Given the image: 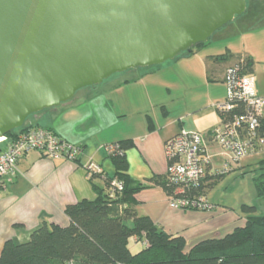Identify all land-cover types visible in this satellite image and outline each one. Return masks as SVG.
Segmentation results:
<instances>
[{
  "label": "crops",
  "instance_id": "obj_1",
  "mask_svg": "<svg viewBox=\"0 0 264 264\" xmlns=\"http://www.w3.org/2000/svg\"><path fill=\"white\" fill-rule=\"evenodd\" d=\"M224 29L227 28L216 32L206 45L217 37L227 43L224 51L206 56H200V50L189 54V69L177 75L166 76L162 68L141 76L128 75L122 82L118 79L84 89L78 93L77 100L29 120L28 124L34 128L51 129L82 147V153L77 161H68L32 151L19 160L16 178L0 190V253L7 240L26 242L43 224L67 226L68 205L95 199L94 186L107 187V178L116 171L105 152L107 144L132 140L134 146L126 151L128 174L137 182L165 176L168 167L165 143L170 138L183 129L210 134L223 124L216 104L226 100L225 72L239 60H253L250 75L254 74L256 85L252 90L253 81L249 80L250 94L264 96V68L254 61L245 46L241 51L230 43L233 32ZM223 54V58L216 59ZM142 83L148 84L146 91L139 86ZM148 117L151 124L147 126ZM213 147L219 146L210 142L209 151ZM261 153L264 149L257 154ZM212 154L213 159L219 156L216 150ZM212 168L217 170L213 161ZM93 174L96 177L92 179ZM136 199L140 216L150 217L170 234L184 236L189 246L201 238L222 237L245 225L242 216L220 209L210 200L217 207L211 212L176 208L161 187L149 186Z\"/></svg>",
  "mask_w": 264,
  "mask_h": 264
},
{
  "label": "water",
  "instance_id": "obj_2",
  "mask_svg": "<svg viewBox=\"0 0 264 264\" xmlns=\"http://www.w3.org/2000/svg\"><path fill=\"white\" fill-rule=\"evenodd\" d=\"M248 0H0V137L210 40Z\"/></svg>",
  "mask_w": 264,
  "mask_h": 264
},
{
  "label": "trees",
  "instance_id": "obj_3",
  "mask_svg": "<svg viewBox=\"0 0 264 264\" xmlns=\"http://www.w3.org/2000/svg\"><path fill=\"white\" fill-rule=\"evenodd\" d=\"M210 41L199 44L187 53L201 50ZM224 56H216V59ZM245 61L247 72L251 73L254 62L250 58H245ZM152 69L132 70L138 71V76H141ZM129 81L131 78L126 80ZM241 105L237 111H243ZM34 116L9 136L14 138L20 132L35 129L28 124ZM260 121L264 134V117ZM116 143L121 145L122 153L111 157L116 171L113 177L107 178V187L97 189L94 186L97 191L95 199L68 205L65 209L69 218L67 226L43 224L31 233L26 242L7 240L0 253V264H264V215H257L255 205L242 206L244 226L222 237L201 238L191 246L184 236L170 234L150 217L140 216L136 210V195L143 189L161 187L168 196H176L179 186L172 184L167 175L155 176L146 183L132 180L128 174L126 151L134 143L132 140ZM261 171L255 178V185L258 197L264 198V163ZM92 176V179L96 177L95 174ZM224 177L208 175L199 186L186 188L185 193L179 196L195 193L209 200V190ZM113 179L124 184L123 190L115 197L110 194ZM132 239L138 243L146 242L145 249L133 254L129 248Z\"/></svg>",
  "mask_w": 264,
  "mask_h": 264
},
{
  "label": "built area",
  "instance_id": "obj_4",
  "mask_svg": "<svg viewBox=\"0 0 264 264\" xmlns=\"http://www.w3.org/2000/svg\"><path fill=\"white\" fill-rule=\"evenodd\" d=\"M250 73L246 69L245 58L229 67L224 82L227 96L216 109L223 115V124L210 134L183 129L165 143L168 161L166 175L168 180L179 186L176 196H169L173 206L182 210L214 211L217 209L204 196L185 193L186 188L199 186L208 175H227L233 171V164H240L251 155L264 149V134L261 131V119L264 111V96L250 94ZM243 104V111H237ZM217 144L229 155L222 168L213 170V156L209 144ZM105 152L112 157L121 154L119 143L107 144ZM32 151L42 152L52 159L77 161L82 147L60 137L53 130L35 128L20 132L16 137H0V189L12 182L18 173V162ZM92 168V166H91ZM124 188L123 182L113 179L110 183L111 197H115ZM146 246V242H143Z\"/></svg>",
  "mask_w": 264,
  "mask_h": 264
},
{
  "label": "rangeland",
  "instance_id": "obj_5",
  "mask_svg": "<svg viewBox=\"0 0 264 264\" xmlns=\"http://www.w3.org/2000/svg\"><path fill=\"white\" fill-rule=\"evenodd\" d=\"M223 28H227L224 30L233 32V36L229 41L230 43H233L234 46L238 47L241 51H243V47L245 46L247 51L252 54L254 61L264 68V0H248L247 10L245 13L237 16L232 22ZM211 43L212 44L199 51L200 56L222 52L225 50L227 44L217 39V37L212 39ZM189 61V54L183 53L179 57L167 61L162 66L154 68H162L166 76L174 74L177 75L179 72L189 69L187 65ZM138 73V71L132 70L127 74H122L118 77L116 76L109 81L112 82L119 79V81L122 82L125 79V76H133ZM249 78L253 81L251 86L252 90H254L253 86L256 85L254 74L249 75ZM109 81L105 82L103 85L107 84ZM145 85L142 83L139 86L146 91V88L148 89V84L146 85V88ZM77 99L78 93L70 102ZM150 124L151 120L148 117L147 126ZM214 150L218 152L219 156L216 159H213V163L217 169H220L224 165L225 161L229 159V155L224 153L221 148L213 147L210 150L212 156V151ZM263 163L264 153H261L246 158L241 162V164H233L232 166L234 171L225 175L222 180L215 184L213 189L209 190V200L214 202L220 209L222 208L242 217L243 214L241 208L244 204L255 205L257 207V215H264V198L258 197L255 185V178L261 174V167ZM137 168L142 169L140 166H137ZM132 180L136 181L135 178H132ZM129 248L133 254H137L145 249V245L143 242L138 243L132 239L129 242Z\"/></svg>",
  "mask_w": 264,
  "mask_h": 264
}]
</instances>
